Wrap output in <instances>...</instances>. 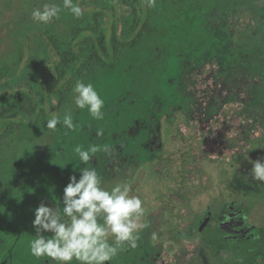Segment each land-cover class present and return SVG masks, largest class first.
I'll return each instance as SVG.
<instances>
[{"label":"rangeland","instance_id":"1","mask_svg":"<svg viewBox=\"0 0 264 264\" xmlns=\"http://www.w3.org/2000/svg\"><path fill=\"white\" fill-rule=\"evenodd\" d=\"M92 1L73 3L84 11L93 7ZM45 3L61 5L58 18L48 24L33 21L31 11ZM62 4L63 0H0V64L16 59L19 50L23 56L17 70L0 80V94L7 96L24 85L14 76L26 72L28 61L37 57L45 28L65 31L73 18L82 17L76 18ZM259 11L264 14V0H180L177 4L154 0V33L126 52L114 69L84 82L92 83L104 100L102 120L70 104L55 115L62 120L70 113L75 130L61 124L54 131L48 129L46 121L52 116L29 125L0 127V264H58L29 251V241L35 237L33 210L45 203L62 214L63 188L69 176L79 178L77 169L85 166L95 167L105 189L127 183L130 194L143 202L140 223L146 227L139 231V253L133 255L125 244V250L105 264H153L146 237L154 229L155 240L161 238L164 227L153 228L152 223L161 222L157 219L162 207H179L177 194L187 186L197 184L198 189L196 181L183 183L184 176L201 180L199 191L226 184L222 177L226 168L215 162L214 146L222 151L225 146L230 124L223 114L231 106L225 104L233 102V116L243 120L249 114L243 90L251 84L259 92L258 82L246 75L258 73L264 63ZM48 72L41 66L45 79ZM215 110L221 111L218 121L209 114ZM211 124L213 137L201 135ZM97 129L103 135L97 136ZM76 145L84 149L95 145L99 150L83 165L73 153ZM214 175L218 177L211 183ZM169 216L172 210L164 216L172 222Z\"/></svg>","mask_w":264,"mask_h":264},{"label":"flooded vegetation","instance_id":"2","mask_svg":"<svg viewBox=\"0 0 264 264\" xmlns=\"http://www.w3.org/2000/svg\"><path fill=\"white\" fill-rule=\"evenodd\" d=\"M259 12V21L264 24L263 11ZM254 34H258L257 30ZM260 40L264 60V26ZM246 75L258 82L259 92L251 84L243 90L249 104V114L243 120L242 116H233V102L225 104L231 105L223 114L230 124L225 146L223 151L214 146L215 162L226 168L222 175L226 184L221 188L214 186L210 192L199 191L202 181L184 176L183 183L196 181L198 189L197 184L187 186L177 194L179 207H162V215L157 219L161 222L152 223L153 228L164 227L161 238L155 240L154 229L146 237L150 247L147 254L153 264H264V182L253 180L250 175V161L264 160V63L258 73ZM209 114L212 121H218L221 111ZM214 130L211 124L201 135L213 137ZM217 177L214 175L210 182L215 183ZM171 210L172 222L164 217ZM132 253H139L138 243Z\"/></svg>","mask_w":264,"mask_h":264},{"label":"clouds","instance_id":"3","mask_svg":"<svg viewBox=\"0 0 264 264\" xmlns=\"http://www.w3.org/2000/svg\"><path fill=\"white\" fill-rule=\"evenodd\" d=\"M153 5L154 0H149V6ZM62 7L76 18L83 15L82 8L73 0H63ZM60 11L61 5L45 3L31 11V18L48 24L58 18ZM73 93L77 108L87 109L95 120L104 118V100L92 83L76 81ZM57 124L67 130L76 128L70 113L65 114L62 120L53 115L46 121V127L53 131ZM96 135H103V130L97 129ZM98 150L95 145L88 149L76 145L73 153L83 165H88ZM250 162L252 179L264 182V160ZM77 171L79 178L75 174L70 175L63 188L62 214L58 207L45 203H40L33 210L31 223L35 237L29 241V251L36 258L48 257L58 264H70L73 260L79 264H105L125 250V244L137 247L139 231L146 227L140 223L144 214L143 202L138 196L130 194L131 188L127 183L118 182L110 189L102 187L95 167H79ZM44 233L52 235L48 237Z\"/></svg>","mask_w":264,"mask_h":264},{"label":"trees","instance_id":"4","mask_svg":"<svg viewBox=\"0 0 264 264\" xmlns=\"http://www.w3.org/2000/svg\"><path fill=\"white\" fill-rule=\"evenodd\" d=\"M177 4L180 0H165ZM93 7L72 19L65 31L44 29L36 58L26 72L17 71L14 81L24 85L9 95L0 94V127L32 124L75 105L73 86L114 69L126 52L155 31L149 0H93ZM21 50L10 63L0 64V80L17 70ZM49 70L48 78L40 73Z\"/></svg>","mask_w":264,"mask_h":264}]
</instances>
